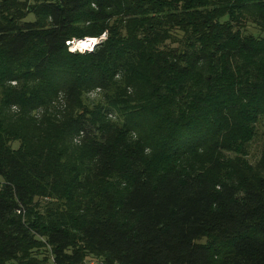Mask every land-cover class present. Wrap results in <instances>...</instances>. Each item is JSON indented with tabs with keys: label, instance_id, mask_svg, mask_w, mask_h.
Instances as JSON below:
<instances>
[{
	"label": "trees",
	"instance_id": "16d2710c",
	"mask_svg": "<svg viewBox=\"0 0 264 264\" xmlns=\"http://www.w3.org/2000/svg\"><path fill=\"white\" fill-rule=\"evenodd\" d=\"M42 10L0 14V264H264V150L221 154L264 117V0Z\"/></svg>",
	"mask_w": 264,
	"mask_h": 264
},
{
	"label": "rangeland",
	"instance_id": "374dc122",
	"mask_svg": "<svg viewBox=\"0 0 264 264\" xmlns=\"http://www.w3.org/2000/svg\"><path fill=\"white\" fill-rule=\"evenodd\" d=\"M46 1L48 0H0V14H3L5 10H10L11 16H14L15 14H23L25 20H41L46 18V14L42 10L43 4ZM246 33L257 35L258 31L253 24L248 23ZM104 38H106L105 34L101 35V37L97 39ZM70 48L72 51L76 50L77 52H82V50H84V48L78 46V44H73L70 46ZM104 98L105 97L103 91L99 89L91 90L90 92L84 93L82 95L84 103L89 105H96L99 103V105H101L105 100ZM116 112V110L113 111L115 115ZM262 150H264V117L260 118L259 123L255 127L254 139L247 144L246 152H248V154L246 157L237 155L235 154V152H227L225 150L221 154L224 160L239 157L243 162H246V164L256 169V165L260 160ZM204 241H206V239H203L202 242L204 243ZM34 254L36 260H38L37 262L41 264H53L50 248L37 249L35 250ZM34 256L32 255V257Z\"/></svg>",
	"mask_w": 264,
	"mask_h": 264
},
{
	"label": "built area",
	"instance_id": "2783aa9c",
	"mask_svg": "<svg viewBox=\"0 0 264 264\" xmlns=\"http://www.w3.org/2000/svg\"><path fill=\"white\" fill-rule=\"evenodd\" d=\"M95 40H98V42L101 40V39H97V38H84V39H81V40H72V41H67L66 44L67 46L69 47V49L71 50L70 46L71 45H77L79 44L80 42H86L87 43V47H82L84 48V50L82 51H86V50H91L96 44H95ZM72 51V50H71ZM76 51V50H75ZM84 264H119V263H105L104 261H101V260H97L95 258H88L84 261Z\"/></svg>",
	"mask_w": 264,
	"mask_h": 264
},
{
	"label": "bare ground",
	"instance_id": "6f19581e",
	"mask_svg": "<svg viewBox=\"0 0 264 264\" xmlns=\"http://www.w3.org/2000/svg\"><path fill=\"white\" fill-rule=\"evenodd\" d=\"M78 46H80V47H87L88 45H87L86 42H80V43L78 44Z\"/></svg>",
	"mask_w": 264,
	"mask_h": 264
},
{
	"label": "water",
	"instance_id": "95a60500",
	"mask_svg": "<svg viewBox=\"0 0 264 264\" xmlns=\"http://www.w3.org/2000/svg\"><path fill=\"white\" fill-rule=\"evenodd\" d=\"M78 40H81V39H78ZM98 42V40H95V44Z\"/></svg>",
	"mask_w": 264,
	"mask_h": 264
}]
</instances>
